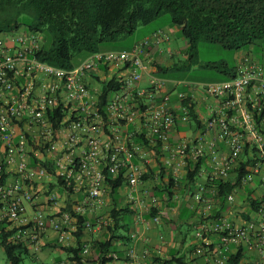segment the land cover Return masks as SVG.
<instances>
[{
    "label": "built area",
    "instance_id": "2783aa9c",
    "mask_svg": "<svg viewBox=\"0 0 264 264\" xmlns=\"http://www.w3.org/2000/svg\"><path fill=\"white\" fill-rule=\"evenodd\" d=\"M169 38L158 30L131 49L99 51L67 69L38 58L42 43L37 32L0 33V221L13 231L12 241H22L39 253L50 228L58 233L60 243L67 244L71 231L78 230V216L103 203L109 179H125L133 203L149 211L158 206L159 198L149 191L135 194L147 181L144 177L152 159L157 158V147L165 159L162 167L176 178L183 166L198 163L209 152L210 180L227 181L245 155L251 161L242 184L260 177L264 189L261 64L247 54L235 77L200 84L215 99L217 108L204 119L194 139L172 143L178 120H193L192 101L188 94L179 93L182 113L178 115L170 107L167 82L147 72L146 59L151 45ZM145 75L147 86L142 84ZM110 81L116 86L104 94V85ZM221 143L226 152L220 151ZM48 179L57 183L64 179L65 186L73 193H84L85 198L73 212L47 213L38 205L35 188ZM205 191L201 185L195 199L204 204L209 217L214 201L205 197ZM235 192L229 194L228 202H234ZM54 199L50 195L48 201ZM159 219V215L153 218L155 222ZM104 224L89 219L85 229L92 232ZM207 233L219 239L211 253L215 263L227 262L231 246H235L258 251L259 264H264V192L255 220L239 225L216 216L196 233L205 246L210 244ZM84 252H89L88 245ZM128 256L131 264H140L135 252Z\"/></svg>",
    "mask_w": 264,
    "mask_h": 264
},
{
    "label": "trees",
    "instance_id": "16d2710c",
    "mask_svg": "<svg viewBox=\"0 0 264 264\" xmlns=\"http://www.w3.org/2000/svg\"><path fill=\"white\" fill-rule=\"evenodd\" d=\"M166 12L171 16V23L188 40L187 51L193 62L197 60V47L201 40L232 51H241L264 39V0H0V33L24 29L37 32L42 43L38 58L69 69L81 64L91 54L104 51L103 43L130 35L140 25L148 24ZM76 55H82V60L77 63L73 61ZM210 66L220 68L223 81L237 74V67L230 68L225 63ZM114 86L113 81L106 83L104 94ZM55 125L58 126L57 123ZM250 161V157L242 160L235 180L215 181L216 200L223 208L228 203L229 194L243 185L242 179L248 173L246 165ZM199 171L198 162L185 177L190 184L197 181ZM164 174L162 172V179ZM148 178L150 176L145 175L144 179ZM124 181L122 177L109 179L114 194L124 185ZM59 185L67 193H73L71 187L65 186L64 179L59 180ZM175 187L176 182L170 176L166 186H154L151 195L161 201H171L175 196ZM248 200L255 210L260 205L258 199L249 197ZM133 215V209L128 206L114 207L110 212V223L103 225L104 239H95L91 245L83 241L85 223L89 218L79 215L78 230L74 233L77 244L63 246L62 249L70 254L72 264H109L115 258L114 253L118 254L116 241L131 239L128 228L131 223L125 217ZM156 215H159L158 206L151 207L147 217L153 219ZM122 221H125L124 225ZM12 234L7 223L0 221V247L4 248L10 264H22L23 254H31L30 249L22 241H12ZM86 245L89 246L88 253L84 252ZM244 248L239 247L236 254H229L227 262L238 264ZM172 261L167 259L164 263Z\"/></svg>",
    "mask_w": 264,
    "mask_h": 264
},
{
    "label": "crops",
    "instance_id": "0c3cea01",
    "mask_svg": "<svg viewBox=\"0 0 264 264\" xmlns=\"http://www.w3.org/2000/svg\"><path fill=\"white\" fill-rule=\"evenodd\" d=\"M158 30H163L170 38L149 47L146 56L149 64V71L147 72H150L167 82V89L172 95L170 107L176 111L178 115L182 113L180 111L182 103L178 97L179 93L188 94L192 101L190 113L193 120L189 123H183L178 120L175 129H173V132L171 133V142L177 144L184 140L194 139L201 132L204 119L208 118L211 115L212 110L217 108L215 99L204 89L199 88L198 84L219 82L223 80L212 82L202 81L198 84H193L186 79L162 76L161 73L164 72V69L170 67L176 68V63L173 65L170 64V61L176 55L173 52L171 45L176 46L175 48H177L178 44L176 43L177 41L172 44V40L175 35L171 33L169 29L157 28L150 32L146 37L152 36L153 33ZM176 30H179V28ZM162 45L167 46L168 49H165ZM166 61H168L167 64L165 63ZM142 84L144 86L148 85L147 75H145ZM156 149L157 158H161V160L157 161V158L155 160L152 159L149 165L148 174L150 178H148L143 185H140L139 190L135 194L137 196L141 195L143 191H149V193L152 194L151 191L154 186L157 185L164 188L166 183L170 181V176L174 178V181L176 182V187L174 188L175 196L171 201H161V199H159L158 208L160 219L158 222H155L152 218L147 217L150 213L149 210L133 203V201L129 199L131 189L126 184L120 187L116 194L112 192V186L107 185L103 196V203L96 206L93 211L87 210L84 214L94 224L103 221L105 223L104 226H106L110 223V212L114 207L119 209L128 206L133 209L134 224L130 227V231L132 230V232L129 235L131 239H128L127 241H116V251H118V254L114 253L115 258L109 264H131L132 260L128 256L130 251L136 253L137 258L135 261L140 264H220L215 263L211 255L212 251H214L219 244L217 235L207 233L206 237L210 244L206 246L203 241L197 237V235L193 245H187V234L182 230L173 232V230H175L174 225H177L179 222L182 225L183 223H188L189 226L191 225L192 227H195L198 231L202 224H209L211 219L216 216L224 217L232 223L239 225L255 220L257 218L258 207L256 210L253 209L248 198L251 197L258 199L259 202L262 200L264 189L261 184L260 177H257L255 181L250 184L237 187L234 202H228L226 207L223 208L220 201L216 200V182L210 180V174L213 171L210 164L211 153L208 152L207 155L199 161V177L197 181L190 184L185 177L188 171L196 163L190 161L187 166H183L181 168L180 175L176 178L170 169L167 168L165 171L162 170L161 167L164 165L165 159H162L163 155L159 150L160 148L157 147ZM247 149L248 148H246V153L248 152ZM220 151H227L223 143H221ZM245 158L246 157L244 155V160ZM241 166L242 165L231 171L230 180L236 179L238 169H240ZM162 172H165L163 179L161 178ZM201 185L206 187L205 197L211 198L214 201V209L209 217H207L208 213L205 211L204 204L195 199L196 191ZM123 188H125L126 195L122 192ZM35 189L38 193L39 207L45 209L47 213L53 215L58 214L60 211L73 212V208L85 198V194L82 192H74L71 194L67 193L64 188L56 182V179H48L44 183L36 184ZM50 195L55 197L54 201H48ZM69 206H71V209H69ZM122 223L124 225L125 221H122ZM103 228L92 232L85 230L83 241H87V243L91 245L92 241L95 239H104L105 230H103ZM123 230L124 229H121V231ZM76 244L77 238L74 232L71 231V237L68 243L62 244L58 240V233L49 228L44 237L43 247L39 254L35 253L32 248L29 247V249L31 254H35V256L38 254L37 257L41 255L42 258H45L47 256H52V252L54 250L66 252L62 249L63 246H75ZM237 252L238 248L231 246L228 257L229 254H236ZM66 253L67 257L65 259L63 258V255L60 254L53 257L54 260L52 261V264H60L62 261L70 262V254L68 252ZM176 258L179 259L174 260ZM259 258L260 255L258 251L244 248V254L238 264H259ZM167 259H173V261L170 263H164ZM223 264L231 263L225 262Z\"/></svg>",
    "mask_w": 264,
    "mask_h": 264
},
{
    "label": "rangeland",
    "instance_id": "374dc122",
    "mask_svg": "<svg viewBox=\"0 0 264 264\" xmlns=\"http://www.w3.org/2000/svg\"><path fill=\"white\" fill-rule=\"evenodd\" d=\"M157 28L169 29V31L175 35L173 37L172 44L176 41V43L178 44L177 48H175L176 46L171 45V48H173V52L176 55L170 61V64L173 65L174 63H176L177 66L176 68L170 67L164 69V72L161 73L162 76L186 79L193 84H198L202 81L212 82L222 80L224 79V75L220 71V68L212 67L210 66V64L225 63L230 68H236L240 66V63H242V60L245 57L244 54L251 55L256 60H258L264 72V39L260 40L257 45L244 48L241 51H232L222 47L219 44H213L201 40L197 47V60L194 62L191 61L189 53L187 49H185L188 47V40L182 35L180 30H176L178 27L174 26L171 23V16L168 12L163 13L157 19L148 24L140 25L137 30H135V32L130 35L122 36L115 41L103 43L101 45L102 49L104 51L130 49L136 42L148 36L150 32ZM47 40L49 41L48 38ZM163 47L165 49H168V47L165 45ZM80 60H82V55H76L73 61L77 63ZM165 63L167 64L168 61H166ZM198 87L203 89L200 84H198ZM122 192L124 195H126L125 188L122 189ZM125 220L131 223L128 227L130 235L132 232V230L130 231V227L132 224H134V217L126 216ZM174 226L175 230H173V232L182 230L187 234V245H193V242L196 239L197 229L195 227H192L191 225L189 226L188 223H183L182 225L179 222ZM52 253V256H47L45 258H42L41 255L37 257L39 253L36 254V256L35 254H23L22 264H52V261L54 260L53 257L58 254L63 255L64 259L67 257V253L61 250L60 252L54 250ZM0 264H10L6 252L2 247H0Z\"/></svg>",
    "mask_w": 264,
    "mask_h": 264
}]
</instances>
